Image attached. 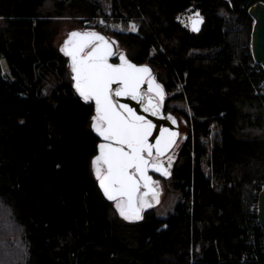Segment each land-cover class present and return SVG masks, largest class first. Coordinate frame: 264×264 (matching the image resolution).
<instances>
[{
	"label": "trees",
	"instance_id": "16d2710c",
	"mask_svg": "<svg viewBox=\"0 0 264 264\" xmlns=\"http://www.w3.org/2000/svg\"><path fill=\"white\" fill-rule=\"evenodd\" d=\"M65 1L0 0L9 68L7 77L0 66V264H264L252 208L264 184V94L254 93L264 68L251 55L248 13L259 0H111L138 31H99L135 62L159 66L168 100L186 99L191 111L165 182L178 198L166 216L148 209L138 221L120 217L91 170L101 141L90 126L95 104L76 92L55 42ZM190 7L205 18L197 34L177 19ZM211 122L220 126L213 179L198 163Z\"/></svg>",
	"mask_w": 264,
	"mask_h": 264
},
{
	"label": "snow or ice",
	"instance_id": "6c2138e0",
	"mask_svg": "<svg viewBox=\"0 0 264 264\" xmlns=\"http://www.w3.org/2000/svg\"><path fill=\"white\" fill-rule=\"evenodd\" d=\"M190 19L192 29L199 31V25L202 23L199 13ZM131 30H135V25L131 26ZM94 41L101 43L96 44ZM88 48L90 50L85 52ZM62 51L71 57L75 87L79 95L86 102L94 101L96 104L97 115L93 118L95 131L108 141L99 145L100 155L93 161L100 186L109 200L127 197L126 202L121 199L117 203L120 214L129 220H139L141 207L152 206L144 200L149 192L159 203V193L152 186L158 182H153L147 175L150 165L144 154L147 153V156L151 157L155 148L157 154L162 155L161 146L163 148L171 146L178 133L163 129L155 144H150L148 141L154 125L143 116L137 115L132 108L126 105L118 107L112 99V86L119 85L114 91L116 97L130 96L134 100L142 99L139 89L145 78L151 77V70L146 66L136 67L128 63L124 57H120L121 64H110L108 57L112 53L108 41L97 33H71ZM148 83L149 91L155 92L162 103L165 95L162 86L156 84L154 78L149 79ZM159 107L160 105L153 104L150 98L144 111H151L156 115ZM151 166L162 175H169L168 170L162 165ZM141 180L144 181L143 186L148 192L143 193L140 198L141 204L137 207L136 194L140 191Z\"/></svg>",
	"mask_w": 264,
	"mask_h": 264
},
{
	"label": "rangeland",
	"instance_id": "374dc122",
	"mask_svg": "<svg viewBox=\"0 0 264 264\" xmlns=\"http://www.w3.org/2000/svg\"><path fill=\"white\" fill-rule=\"evenodd\" d=\"M87 1V0H84ZM91 3H90V2ZM87 3L84 5L81 0H66L65 2L68 4L66 7L62 9L63 12H65L67 16H64L62 19L65 22L62 24L61 31L59 35L56 37V44L59 47H63L65 45V42L68 40L69 33L75 29H77V26H82L80 25H75L77 20H85L86 21V28H81L83 31H94L98 29V26L101 27H108L111 30H117V31H122V32H134L136 33L138 31L137 24L134 22V20L130 17L121 15L119 12H115L112 9V2L111 0H89ZM83 5H82V4ZM97 6V11H101V15L98 16H88V15H80L81 10H86L85 8H89L91 6ZM61 10V9H60ZM114 11V12H113ZM76 14V15H74ZM79 15V16H78ZM66 23V21H68ZM71 22V23H70ZM78 24V23H77ZM55 25V23H54ZM135 25V30H131V26ZM86 29V30H85ZM80 30V31H81ZM99 30V29H98ZM113 43L115 44V55H119L120 53H126V48L123 46V44H120V42L116 39L113 38ZM154 50V49H153ZM151 54H154L153 51L151 50ZM117 55V56H118ZM128 58V57H127ZM155 65V64H153ZM0 66L1 69L4 73L5 76L8 77L9 73V68L8 64L5 58L0 56ZM178 86L176 89L173 91H178L181 89V85L177 83ZM172 106L175 107L176 110L180 112V117L182 118V126H183V132H182V138L177 142L173 150L170 152V157L176 158V155L178 153V150L180 149V146L184 140V138L188 135V125L185 120V117L183 113L187 112L188 116H191V111L189 109L188 104L186 103V99H178V100H171L170 101ZM176 112V113H179ZM183 112V113H182ZM178 115V114H177ZM96 115L94 114L91 117L90 121V126L91 128L94 129L93 124L95 123L94 117ZM219 132H220V126L216 122H211L210 125L208 126V133L207 135H204L201 137L202 145L206 147V151L203 155L200 156L199 158V167L203 170L204 174L207 177H210L213 179L212 175V170H211V164H210V156H211V148L214 145V142L219 138ZM97 157V156H96ZM96 157H93L92 162H91V170L94 174V176L97 178L96 173H95V167L93 165V161ZM103 167V166H102ZM98 179V178H97ZM156 186H157V191L159 193V203L155 201L153 196L150 197L148 204H151V207L143 209L141 215V219L143 218L144 212L148 209H153L154 212L156 213L157 216L159 217H164L167 215L169 210L173 207L175 204L177 198H178V193L173 191L171 188L167 186V183H165L163 180H157ZM121 199L113 200V206L115 207L116 211L119 213V215L128 221H138V220H129L126 219L124 216L120 214V211L117 207V203ZM139 219V220H141ZM3 252V251H2ZM6 256V253L3 252V255L0 259L3 263H5L7 260L4 258Z\"/></svg>",
	"mask_w": 264,
	"mask_h": 264
},
{
	"label": "water",
	"instance_id": "95a60500",
	"mask_svg": "<svg viewBox=\"0 0 264 264\" xmlns=\"http://www.w3.org/2000/svg\"><path fill=\"white\" fill-rule=\"evenodd\" d=\"M248 13L250 14V16L253 19L252 31H251V39H250L251 55H252L253 59L256 61V63L261 64L262 67L264 68V1L259 0V1H256L255 3H253L248 9ZM199 17L202 18V22H203V20H204L203 16H199ZM201 24L199 25V28L201 27ZM73 32H77V33H81V34H84V33H97L100 36L104 37V40L108 41V44L110 46V51H111V53L113 52V49H114L113 42L103 31H99V30H94V31L73 30V31H71L69 33V36ZM69 36H68V39H69ZM94 43L99 44L101 42L100 41H94ZM64 46L62 47V49L64 48ZM89 50L90 49L86 50L85 52H87ZM122 57H124V59H126L128 61V63L133 64L136 67H145V66L148 67L151 70V77H146L145 78V82L143 84H141L140 89H139V94L142 97V99H139V100H134L130 96L116 97L114 95V91H115L116 88L119 87V85L118 84H113V86H112L113 87V95H112L113 102L118 107H119V105H126L127 107L132 108L133 111H135L137 115L143 116L146 120L150 121L154 125V128L152 130V136L149 137V141H148L150 144H155L156 139H158L160 137L161 132L163 131V129H167L169 132H173L174 131V132L178 133L177 136L174 137V143H172L171 146H169L167 148H163V146H161L163 154L159 155V156H163L166 153H168L174 147V145H175V143H176V141H177V139L179 137L180 126H179L178 119L175 116H168L167 114H165L163 109H162V107H161V105H160V103H159L160 102L159 98L156 96L155 92L149 91L150 85L148 83V80L151 79V78H154L156 84L162 86L161 83L158 82L157 79L152 74L151 65L148 64V63H137V62L133 61L130 58H127L125 56H122ZM68 58H69L70 66H71V64H72L71 57L68 56ZM108 62L110 64H113V65H119V64L122 63V60H120L119 62H113L108 57ZM74 76H75V73L72 71V67H71V77H72L73 87L75 88L76 92L78 93V91H77V89L75 87V83L76 82H75ZM162 88H163V91H164V87L163 86H162ZM144 91H149V92L153 93L156 97L147 96L145 98L144 97V93H143ZM78 95H79V93H78ZM150 98L152 99L153 104H159L160 105V107L158 109V113L156 115H153V113L151 111H147V112L144 111V108L148 106ZM94 104H95V102H94ZM95 114L97 115L96 104H95ZM173 120H175V123H173ZM94 131H95V129H94ZM98 136L101 139L99 145L101 143H108V142H102V141H105V140L99 134H98ZM153 151L156 152V149L153 148ZM98 155H100L99 146H98V153L95 155V157L98 156ZM145 158L148 159V161H149V158L147 156H145ZM149 165L150 166L148 168H151V169H154L151 165L160 166V164L158 165V164H155V163H151L150 161H149ZM161 165L163 166V168H165L164 164H161ZM147 175L149 177H151V180L153 179V177L148 174V171H147ZM97 182H98V186H99L103 196L107 200H109L107 198L106 194L104 193L103 189L101 188L98 179H97ZM140 184H141L142 187H144L143 186V184H144L143 180L140 181ZM154 188H156V187H154ZM147 190L148 189L146 188L144 193L147 192ZM138 193L136 194V201H135L137 207L140 206L138 204V201H137ZM117 199H123V200L125 199L124 201L125 202L127 201V197H117ZM109 201L112 202L113 200H109ZM142 211H143V208L141 207L140 213H142ZM257 220H258V223L262 227H264V185L262 186L261 190L258 193V198H257Z\"/></svg>",
	"mask_w": 264,
	"mask_h": 264
},
{
	"label": "flooded vegetation",
	"instance_id": "af4514ba",
	"mask_svg": "<svg viewBox=\"0 0 264 264\" xmlns=\"http://www.w3.org/2000/svg\"><path fill=\"white\" fill-rule=\"evenodd\" d=\"M196 13H199V16H203L201 13H200V11L199 10H197V9H195V8H193V7H190L189 9H186L184 12H182L180 15H177V19H178V21L183 25V26H185V27H187L188 28V30L190 31V32H193V33H195V34H197V33H199L200 31H201V29H202V26H203V23H204V21H205V18H204V16H203V18H204V20H203V22H202V24H201V27L199 28V31H194L193 29H192V23H191V19L190 18H192ZM82 25V26H77L76 28L77 29H75V30H81V28H86V21L85 20H80L79 22H78V24H76V25ZM86 30V29H85ZM96 30H98V29H96ZM81 31H83V30H81ZM111 40L113 39V38H115V37H113L109 32H107V31H105L104 32ZM119 41V40H118ZM112 42H113V40H112ZM120 42V41H119ZM120 44H122L121 42H120ZM113 45H114V49H113V52H112V55L111 56H109V59L111 60V61H113V62H119L121 59H120V57H122V56H125V57H128V58H130V59H134V58H132V55L131 54H129V52H128V49H125L126 50V53H120L118 56L117 55H115L114 54V52H115V44L113 43ZM126 48V47H125ZM88 49H90V48H88ZM88 49H86V50H88ZM85 50V51H86ZM152 57V54H149V57H147V59H150ZM134 61V60H133ZM149 64L151 65V67H152V74L154 75V77L157 79V81L158 82H160L161 83V85L164 87V100H163V102L161 103V102H159L160 103V105H161V107H162V109H163V111H164V113L165 114H167L168 116H175V117H177V119H178V122H179V126H180V134H179V137H178V139H177V141H176V143H175V145L177 144V142L182 138V132H183V126H182V118L179 116L180 115V112L178 111V110H176L175 109V107L174 106H172V104H171V102L168 100V96H167V91H166V88H165V83L163 82L164 80L162 79L163 77H162V73H161V70H160V68H159V66H157V65H153V64H151L150 62H149ZM144 93V97L146 98L147 96H152V97H156L153 93H151V92H149V91H144L143 92ZM176 112H179V113H176ZM183 113V112H182ZM178 114V115H177ZM96 115V114H95ZM183 115H184V113H183ZM187 137V136H186ZM186 137L184 138V140H183V142H182V144H181V146H180V149L178 150V153H177V155H176V158H173V157H170V152L173 150V148L175 147V145H174V147L168 152V153H166L165 155H163V156H159L155 151H153L152 152V156L151 157H149V156H147V153H145L144 155L145 156H147L148 158H149V161L151 162V163H155V164H164L165 165V169H167L168 170V172H169V175H167V176H164V175H162V173L161 172H157V171H155L154 169H151V168H148V174L149 175H151L152 177H153V179H152V181L153 182H156L157 180H163L164 182H167V180L170 178V176H171V174H172V170H173V167H174V164H175V161L177 160V158H178V155L180 154V152H181V150H182V148H183V146H184V144H185V141H186ZM102 142H108V141H102ZM103 167H105V166H103ZM153 186L154 187H156V189H157V186H156V183H154L153 184ZM146 190V188L145 187H142L141 186V188H140V191H139V193H138V199H137V201H138V204L140 205L141 204V196L143 195V193H144V191ZM147 192H148V190H147ZM152 196V194L149 192V194L146 196V197H144V200L148 203L149 202V199H150V197ZM125 200V199H124ZM145 208H148V207H145ZM145 208H143V209H145Z\"/></svg>",
	"mask_w": 264,
	"mask_h": 264
},
{
	"label": "built area",
	"instance_id": "2783aa9c",
	"mask_svg": "<svg viewBox=\"0 0 264 264\" xmlns=\"http://www.w3.org/2000/svg\"><path fill=\"white\" fill-rule=\"evenodd\" d=\"M254 60V59H253ZM254 63H256V61L254 60ZM259 64V63H258ZM180 84H181V86H182V83L180 82ZM254 93L255 94H264V82H262L261 84H260V87H257L256 89H255V91H254ZM264 185V184H263ZM252 208H254L255 210H256V212H257V202H255L254 203V205H253V207ZM258 221V220H257Z\"/></svg>",
	"mask_w": 264,
	"mask_h": 264
}]
</instances>
